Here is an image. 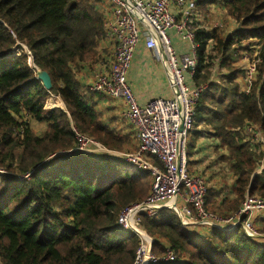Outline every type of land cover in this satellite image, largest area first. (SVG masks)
Instances as JSON below:
<instances>
[{
	"label": "trees",
	"instance_id": "obj_1",
	"mask_svg": "<svg viewBox=\"0 0 264 264\" xmlns=\"http://www.w3.org/2000/svg\"><path fill=\"white\" fill-rule=\"evenodd\" d=\"M211 1L236 26L222 37L214 29L195 30L192 79L209 83L196 105L195 127L209 126L208 135L226 149L235 210L246 192L264 197V164L254 172L256 146L241 132L249 122L264 136V0ZM104 19L91 0H0V264H135L139 237L120 226L118 216L148 195L151 172L110 155L56 154L75 146L72 121L113 149L128 138L101 120L96 92L77 78L80 63L97 62ZM214 50L217 66L227 70L220 74L223 83L209 79ZM238 51L255 53L256 83L249 92L236 82L243 70L230 65ZM30 57L49 72L50 89L37 78ZM52 94L65 109L55 106L61 102L57 96L48 100ZM31 118L46 122L47 129L37 133ZM212 196L209 190L206 205ZM141 216L157 255L169 244L188 254L187 264H264V242L247 236L239 224L204 234L185 228L170 208ZM259 228L264 232V218Z\"/></svg>",
	"mask_w": 264,
	"mask_h": 264
},
{
	"label": "built area",
	"instance_id": "obj_2",
	"mask_svg": "<svg viewBox=\"0 0 264 264\" xmlns=\"http://www.w3.org/2000/svg\"><path fill=\"white\" fill-rule=\"evenodd\" d=\"M105 13V38L112 42L114 53L109 60L95 63L97 70L88 90L121 99L120 119L132 125L135 148L132 151L110 148L81 132L72 121L75 146L56 154L77 151L98 158L110 155L151 172L148 195L124 207L118 216L119 225L133 230L139 237L135 264H145L152 237L143 225L142 212L156 217L161 209L170 208L192 232L205 234L214 227L227 230L239 224L247 236L264 240L255 224V217L264 216V197L246 192L232 213L221 216L206 206L207 178L188 168L187 146L195 128L196 105L206 88L196 85L192 79L197 66V28L194 26L200 13L197 0H107ZM171 29L188 43V51H178ZM141 41L165 66L172 89L171 96H156L145 104L137 101L128 80L131 62ZM255 60L248 61L242 69L239 88L243 92L250 91L256 77ZM241 132L249 144L264 149V136L257 124L246 122ZM263 164L264 152L258 172ZM178 255L167 244L164 254L151 251L147 261L148 264H173L178 262ZM183 261L186 263V259Z\"/></svg>",
	"mask_w": 264,
	"mask_h": 264
},
{
	"label": "crops",
	"instance_id": "obj_3",
	"mask_svg": "<svg viewBox=\"0 0 264 264\" xmlns=\"http://www.w3.org/2000/svg\"><path fill=\"white\" fill-rule=\"evenodd\" d=\"M91 1L95 3L99 11L101 10L102 13L106 14L105 10L107 7V0ZM202 2V0H197L198 4ZM201 16V13H199L197 17L198 21H196V23L201 21ZM235 26L236 25L232 26L231 29ZM197 27L201 28L200 25H198ZM170 32L173 34L175 47L178 48V51L181 53L188 51V43L182 41L176 35L174 30L171 29ZM97 48V62H100L101 60H109L114 53L112 42L108 38H103ZM92 63L83 61L79 64V69L77 72V78L80 84L83 85L87 90L89 84L94 80V75L97 70L95 64L92 65ZM128 80L132 85L137 101H139L141 104L149 102V100L154 99L156 96L167 97L172 95V89L170 86V82L168 81L167 70L165 66L162 65V63L156 58L154 52L151 49L145 47L143 41H141L137 45L134 58L131 62V68L128 73ZM54 96L58 97V99L56 98V101H61L59 103V106L65 109L66 105L65 103L63 104L60 96L56 94H54ZM92 98L95 102L97 111L101 115V120H104L110 127L119 130L120 133L129 136L130 138L132 137L133 141H135L132 125L129 123V121L120 119V113L122 109L121 99H116L105 94L98 93H95ZM199 126L195 127L192 131L193 136L197 135V140L194 147L192 148V151L189 152L191 156L190 168L192 171L194 170L200 173H204L209 182V185H215V183H213L212 181H214V179H219L218 171H212L211 174H208V172L211 170H217V149H219V152H222V146L219 144V138L208 135L207 132L209 131V126L206 128H202ZM193 136L191 137L189 143L192 142ZM213 175H215L214 178L209 181L210 177ZM215 186L217 189H214L215 191L213 192H219V194L215 196L216 198L219 196H226V198H228L232 194L231 188H229V192H227V189L224 188V190L220 191V188H222V186ZM262 217L264 218V216ZM263 218L260 217L259 226H261V219Z\"/></svg>",
	"mask_w": 264,
	"mask_h": 264
},
{
	"label": "rangeland",
	"instance_id": "obj_4",
	"mask_svg": "<svg viewBox=\"0 0 264 264\" xmlns=\"http://www.w3.org/2000/svg\"><path fill=\"white\" fill-rule=\"evenodd\" d=\"M202 1H203L202 3L198 4V10L200 11V13L202 15L201 16L202 19H201V21L194 23V26L197 29H198V27H197L198 25H200L201 28H203V29H206V28L210 29V30L214 29L215 32L218 35H221V37H222V36H224V34H226L227 32L230 31L232 26L236 25V22L231 17H229L227 15L225 10L221 7V5L217 1H215V2H213L211 0H202ZM242 43H244V42H242ZM24 50L29 54L30 51L27 50L26 47H24ZM253 53H249L248 51H238L236 53V58L233 60V62L230 65L232 67L239 68L240 70H242L243 67L245 66V64L252 59L251 55L253 56ZM212 54H213V58H214L213 59L214 64L210 68L209 79L214 80L218 83H223L222 80L220 79V74H225V72L227 70L224 68L223 69L219 68L217 66V61H218L219 56H220L217 53V50H214L212 52ZM28 62L30 65H32L34 68H36V73H37L38 69L36 66H34V63L32 62L31 57L29 58ZM94 64L95 63H92V65H94ZM242 74H243V72H242ZM241 75H239L236 79L238 86H240ZM254 82L256 83V78L253 80L250 87L253 86ZM208 84H209L208 81L203 82V83H201V86H204L207 88V87H209ZM48 100L54 101L55 100L54 94H52L48 98ZM48 100H47V102H48ZM47 104H46V107L49 108V106H51V105L48 106ZM59 105H55V106H59ZM30 122H31L34 130L37 133H43L47 129V123L46 122L36 121L32 118H31ZM199 127L206 128L204 125L199 126ZM192 136L193 135L191 133V137ZM127 137H128L127 140L125 142H123V144H121V146L119 148H117L116 150H118V151H121V150L132 151L135 148L136 143H135V141H133V138L132 137L130 138L129 136H127ZM191 137H190V139H191ZM190 139H189V141H190ZM242 139L244 141L246 140V138L244 137L243 134H242ZM73 142L75 144V140ZM188 146H189V142H188ZM188 146H187V151H188ZM221 149H222V152H219V149H217V160H218V162L216 161L217 162V166H216L217 170H211L208 172V174H211L212 171H218V175H219L218 178L219 179L218 180L214 179V181H212V182L215 183V185L222 186V188H220V191L227 189L226 191L229 192V188H232L235 177L232 174V171L230 169V159H228L226 149L224 147H222ZM254 151H255L254 154L256 155L255 158H257L256 165L258 164L257 167L255 168L254 172L260 173V172H258V167L260 166L261 161L263 160L264 149H260V146H258V148L257 147L254 148ZM256 153H259V154H256ZM190 157L191 156L189 153L188 154V159H189L188 168L190 171H192L190 168L191 167L190 166ZM202 174L206 177V175L204 173H202ZM214 176L215 175L211 176L209 181H211L214 178ZM208 184H209V182H208ZM215 185L214 184L208 185V189L209 190L213 189V190H211L212 192L215 191L214 189H217ZM217 194H219V192H213V196L211 197L210 202L206 206H208L209 210L215 211L216 213H218L221 216H228L230 213H232L234 211L230 205H232L234 203L235 195H233V193H232L228 198H226V196H224V197L219 196L216 198L215 196H217ZM254 195L260 196L257 193H254ZM241 201H242V199L238 200V206L240 205ZM259 219H260L259 217H255V224L257 225L256 228L261 235H264V232H262L261 229L259 228V224H260ZM256 240L258 242L259 241L264 242L263 238H257ZM183 259H186V261H188V254H186V253L179 254L178 255V262L173 263V264H187V262L185 263V261H183Z\"/></svg>",
	"mask_w": 264,
	"mask_h": 264
},
{
	"label": "water",
	"instance_id": "obj_5",
	"mask_svg": "<svg viewBox=\"0 0 264 264\" xmlns=\"http://www.w3.org/2000/svg\"><path fill=\"white\" fill-rule=\"evenodd\" d=\"M37 78H39L43 85L47 88V89H50L53 85H52V80H51V76L49 74V72H47L46 70L42 69V68H39L37 67ZM183 126V123L181 122V127ZM224 230V229H223ZM228 230V229H227ZM152 241H153V237H151V241H150V245H149V249H148V252L147 254L145 255V264H148V255L149 253H151L152 251Z\"/></svg>",
	"mask_w": 264,
	"mask_h": 264
}]
</instances>
